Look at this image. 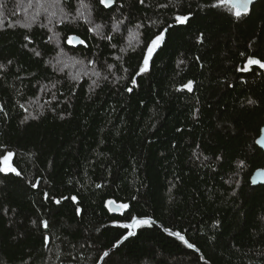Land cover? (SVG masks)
<instances>
[{"label":"trees","instance_id":"obj_1","mask_svg":"<svg viewBox=\"0 0 264 264\" xmlns=\"http://www.w3.org/2000/svg\"><path fill=\"white\" fill-rule=\"evenodd\" d=\"M47 1L25 28L36 0H0V153L22 173H0V264H264V185L250 183L264 69L241 70L264 58V0L240 19L217 0ZM60 54L84 71L58 69ZM132 217L151 226L123 228Z\"/></svg>","mask_w":264,"mask_h":264},{"label":"snow or ice","instance_id":"obj_2","mask_svg":"<svg viewBox=\"0 0 264 264\" xmlns=\"http://www.w3.org/2000/svg\"><path fill=\"white\" fill-rule=\"evenodd\" d=\"M62 2V0H51V3L53 5H59ZM80 4L82 7H86V5H84L83 0H79ZM114 0H98V3L100 6H103V8H110L111 5L113 4ZM141 3L144 2V0H140ZM255 0H217V3L213 4V7H220L221 5L223 6H227L229 11L232 12V14L237 18L240 19L244 16H247L249 14L250 11V5H254ZM37 4H40V0H36ZM29 6H31V0H29ZM61 11H63V9H61ZM77 13L78 15L76 17H73V19H79L80 17L84 16V13L80 11V9H77ZM51 15H55V13H51ZM189 16L188 15H176L175 16V23L179 24V25H183L185 23H187L189 21ZM23 27L27 28L29 27V25L25 24L23 25ZM99 25L96 26L97 30H99ZM173 27V25H168V28ZM168 28L164 29L163 32H160L159 34L155 35L154 38H152L150 40V42L147 45L146 48V54L144 55L143 61H142V65L140 66L139 72L137 73V75H139L140 73L146 72L148 71V66H149V61L151 59V57L153 56L154 52L156 51L157 48L160 47L161 42L164 40V33L168 30ZM89 31H92V29L90 28ZM25 40H29L30 38L26 35L24 37ZM71 39H69V42H71ZM108 39H111V37H108ZM81 44L84 43L83 40L80 41ZM36 55H40V53H36ZM243 55V53L241 54ZM9 63H11L9 61ZM252 65H258L260 68L264 69V58H255V54H250L247 57V61L246 64L244 66L243 69H241L242 71H246L249 69L250 66ZM97 75H99L97 73ZM191 81H189L187 84L184 85L185 88H187L188 91H191ZM133 84H135V77H133ZM129 92L132 91L131 88L128 89ZM248 103H254L252 100H249ZM257 143H262V145H264V142L261 141H257ZM14 155L13 152L11 151H6V153H0V162H2V166H0V173L5 174V176L9 173H13L15 174V176L20 177L22 175V173L20 171H18L15 167L12 166V164L10 163L12 156ZM217 159H219V157H217ZM3 181L0 180V183H2ZM32 187L35 188L37 187L36 184H32ZM97 187H99V185H97ZM44 196L46 198H48V193L45 192ZM62 199H67L66 197L62 198ZM76 197L72 196L71 200L73 202L76 201ZM56 204H60L61 200L60 199H56L54 201ZM108 203H112V201H109ZM121 207L127 209L128 205L127 204H123L121 205ZM76 214L79 215L80 214V209L77 208L76 210ZM44 228L48 227V222L45 221H41L40 222ZM151 226V221L149 219H138L136 217H132L131 222L128 224H124L122 225L123 228L125 229H130V228H139L142 226ZM164 231L166 233H169L170 235H172L173 237L178 238L181 242H183L188 248H194V245L192 243H189L187 240H185V237L183 235H181L179 232H174V231H170L168 228H164ZM136 235L135 232L133 231H128L126 235H123L121 237V240L117 241V244H121L123 241L128 240L129 237ZM49 238L48 236H44V241L47 244ZM109 254L107 252L104 253V256L107 257Z\"/></svg>","mask_w":264,"mask_h":264},{"label":"rangeland","instance_id":"obj_3","mask_svg":"<svg viewBox=\"0 0 264 264\" xmlns=\"http://www.w3.org/2000/svg\"><path fill=\"white\" fill-rule=\"evenodd\" d=\"M48 4L49 3H48L47 0H42V5H43L44 8L47 7ZM42 5H41V1H40V4L37 5V8H39V11L36 12V13H35V9H37V8L31 9V10L28 9V11L21 10L20 11V16L18 17V19H17L15 24H18V25L27 24V25H29V22L39 21V20H37V18L40 17V16L42 17L43 16V12L45 11L43 9V12H42V9L40 8V6H42ZM3 14L4 13H3V11H2V9L0 7V28L3 26V24L5 22V20H3V19L1 20V17H2ZM28 19H29V21H28ZM129 41H134V40L129 39ZM71 59H73V58H69V57H66L64 54H60L58 57H56L54 59L53 64L55 66H57V68L60 69V70H68V71H71L73 73L81 74L84 71L83 64L82 63H78L77 59L76 60H72V62H71L70 61ZM37 103L38 102H36V103L33 102V103L30 104V106H29L30 110H31L30 114H33L34 110L39 108V107H37ZM10 163H11V161H10Z\"/></svg>","mask_w":264,"mask_h":264},{"label":"water","instance_id":"obj_4","mask_svg":"<svg viewBox=\"0 0 264 264\" xmlns=\"http://www.w3.org/2000/svg\"><path fill=\"white\" fill-rule=\"evenodd\" d=\"M114 5V2L113 4L111 5V7ZM74 39H71V42L70 44L73 45V46H78V45H82L80 43V41L82 40L80 37L74 35L72 36L71 38ZM164 40H165V33H164ZM164 40L161 42L160 44V47L162 46V44L164 43ZM159 47V48H160ZM159 48H157L156 50H158ZM257 141H261V142H264V124L263 126L261 127L260 129V132H259V135L258 137L256 138V145L264 152V145H262V143H257ZM250 183L251 185L253 186H257V185H264V164L262 167L256 169L251 177H250ZM109 206V209L112 211V212H118L120 210V205L116 204V202L112 201V203H109L108 204Z\"/></svg>","mask_w":264,"mask_h":264}]
</instances>
